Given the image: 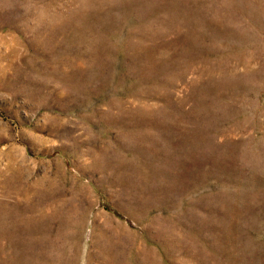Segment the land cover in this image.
Wrapping results in <instances>:
<instances>
[{
  "label": "rangeland",
  "instance_id": "374dc122",
  "mask_svg": "<svg viewBox=\"0 0 264 264\" xmlns=\"http://www.w3.org/2000/svg\"><path fill=\"white\" fill-rule=\"evenodd\" d=\"M0 264H264V0H0Z\"/></svg>",
  "mask_w": 264,
  "mask_h": 264
}]
</instances>
